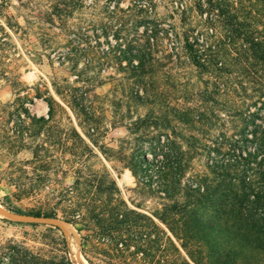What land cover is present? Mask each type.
<instances>
[{"label":"rangeland","instance_id":"1","mask_svg":"<svg viewBox=\"0 0 264 264\" xmlns=\"http://www.w3.org/2000/svg\"><path fill=\"white\" fill-rule=\"evenodd\" d=\"M182 1L185 5V0H177V4ZM200 18L193 2L181 11L172 0H0V39L4 40L0 43V106L16 100V85L10 77L14 75L21 94L33 97V102H26L32 114L48 115V104L36 96L37 88L42 95L49 91L66 108L50 123L49 135L41 133L36 138L44 143L41 153L50 154L46 157L49 181L45 183L38 180L46 171L32 161V149L11 148L8 135L17 121L11 115L12 107L10 113L0 109V204L10 201L22 211L54 207L63 220L60 192L72 186L78 164L69 149L76 142L68 130L73 125L94 149L95 156L87 163L100 171L107 168L128 205L152 216L164 230H156L163 252L153 249L150 259L142 252L130 255L101 250L94 246V239H82L88 231L79 232L70 222L67 231L58 221L0 213V246L13 239L46 257L59 255L61 231L47 229L58 224L76 264H183L182 257L196 264L182 240L153 214L166 202L164 192L155 189L161 164L158 158L165 160L162 156L168 153L165 161L174 157L180 161L183 184L195 175H207L217 183L214 170L218 166L227 161L241 164L243 156L253 152L255 140L264 134V94L260 96L264 72L262 63L250 56V45L243 44L240 37L246 29L253 31L264 48V0L238 3L216 25V36L230 54L228 70L220 78L211 68L193 64L181 46L184 22L194 26ZM231 26L236 29L233 34L227 29ZM150 34L155 35L151 44ZM179 40L181 45L172 49ZM132 54L135 64V54H145L151 63L134 70L126 59ZM248 66L254 67V74L245 73ZM54 82L78 95L77 105L90 107L97 121L88 122L84 113H74L57 94ZM192 134L196 135L194 149L186 155L183 151ZM127 161H132L143 179L152 174L153 183L139 181L125 166ZM202 210L198 217L206 221L211 208L207 213ZM33 221L37 225L28 223ZM188 226L187 234L193 235L191 249L207 264H217L221 251L233 243L222 228ZM168 237L180 254L170 247ZM237 256L253 264L264 262L262 255L249 249Z\"/></svg>","mask_w":264,"mask_h":264},{"label":"trees","instance_id":"2","mask_svg":"<svg viewBox=\"0 0 264 264\" xmlns=\"http://www.w3.org/2000/svg\"><path fill=\"white\" fill-rule=\"evenodd\" d=\"M185 1V5L183 1L181 5H178L177 0H172L175 2V7L181 11L186 10L188 2H193L201 20L194 26L184 22L186 23L182 38L184 43L181 45V40H179L176 42L177 44L174 42L171 48L183 46L193 64L206 69L211 68L215 77L220 78L228 70L226 59H229L230 54L214 30H216V25L222 22V16L229 17V12L236 8L238 3L242 4L243 1L248 0ZM183 19L185 20V17H182ZM228 25L230 26L229 23ZM227 29L232 34L236 30L233 26L227 27ZM154 36L150 34L149 44H151V39L154 40ZM240 38L243 44L250 45L248 47L250 56L262 63L261 69L264 72L263 42L257 39L255 32L247 29L241 33ZM0 43H4V40L0 39ZM144 55L140 57L135 54L134 56L138 57L135 64L132 54V56L126 57L127 63L134 70L144 69L148 63H151V59ZM170 56L174 55L170 54ZM253 66L244 67L245 73L254 74L256 70ZM10 77L12 85H16L14 87L16 100L14 104L6 103L3 108L2 105L0 106L3 112H9L12 107L11 115L15 114L17 118L15 128L8 135L9 143L12 145L11 148L16 147L17 150L32 149V161L35 160L38 168L46 171L39 175L38 180L45 183L49 181L47 172L49 161L46 157L50 154L41 153L44 143L36 141V138L41 133L49 135L50 123L55 119L57 112L62 110L66 112V108L49 91L48 95H42L43 93L37 88L36 96L42 97L48 104V115L32 114L26 102H33V97H29L27 93L21 94L22 88L18 87V81L15 80L14 75H10ZM54 88L74 113L78 114V111L84 113L88 122L97 121L90 107L77 105L79 96L73 95L71 89L66 91L57 82H54ZM262 94L264 91L260 93V96ZM68 130L70 137L76 139V142L69 145V149L74 157L73 160L78 164L73 169L75 177L72 186L64 188L60 192L59 200L64 205L62 219L73 223L79 232L88 231L89 233L82 235V239L85 241L94 239V246L107 252L113 251L121 254L127 252L130 255L142 252L143 256L146 258L150 256V259L154 258L152 256L154 253H151L153 249L163 252V249H160L162 239L156 230L163 233L164 230L160 229L152 216L128 205L121 196L116 179L107 168L100 171L93 169L87 163L91 156H95L93 147L86 142L75 126L72 125ZM86 135L91 138L90 133H86ZM195 138V134L187 137L189 145L188 149L183 151L184 154H191ZM44 141L45 139H43ZM92 142L96 145V141L92 139ZM255 143L253 152L243 156L241 164L227 161L214 170L219 178L217 183L214 182V179H209L207 175H195L193 179L183 184L181 173L184 172V168L180 161L176 157L169 162L165 161L168 153H164V155L162 153L165 160L158 158L161 164L157 166L159 176L156 179L155 189L164 192L166 202L153 214L182 240V247L196 264H207V261L203 262L202 259L197 258L191 249L193 235L186 232L187 227L190 230L189 224L198 227L199 230H204V227L208 226L210 228L219 227L227 231L225 238L233 243L221 251L217 258V264H253L251 261L239 259L237 256L238 253L248 249L256 251L257 255H262L261 262L264 261V134L258 137ZM103 152L106 151L103 150ZM153 154L157 157L158 153L154 151ZM131 164H133L132 161H127L125 166L132 169L139 181L150 185L153 183L152 174L148 179H143L136 167ZM7 203H3L5 208L15 214L34 216V218H59L54 207L49 210L22 211L12 205L10 201ZM209 208H211V214L206 221H201L198 217L200 209L207 213ZM28 223L37 225L36 221ZM47 229L61 231L59 237L62 253L46 257L40 252L10 239L0 246V264H76L69 255L67 239L60 226L51 224ZM178 229L182 232H179ZM194 233L195 236L199 234L198 232ZM168 243L180 254L177 245L170 237H168ZM131 247L134 249L131 250ZM182 260L183 264H192L184 257Z\"/></svg>","mask_w":264,"mask_h":264},{"label":"bare ground","instance_id":"3","mask_svg":"<svg viewBox=\"0 0 264 264\" xmlns=\"http://www.w3.org/2000/svg\"><path fill=\"white\" fill-rule=\"evenodd\" d=\"M126 175H127V177L130 179L131 175H129V173H127ZM0 213H1V214L8 215V216H13V217H20V216H23V217H27V218H28V217H30V218H34V217H31V216H25V215H19V214L12 213V212L8 211V210H7L3 205H1V204H0ZM35 219H46V220H51V221H58V222H60V224H61L62 226L65 227V229H66L67 231H70V229L68 228L69 223L66 222V221H63V220H60V219H55V218H43V217H41V218H35Z\"/></svg>","mask_w":264,"mask_h":264},{"label":"water","instance_id":"4","mask_svg":"<svg viewBox=\"0 0 264 264\" xmlns=\"http://www.w3.org/2000/svg\"><path fill=\"white\" fill-rule=\"evenodd\" d=\"M123 183H125V179L123 180ZM13 213V212H12ZM21 215V214H20ZM28 216V215H27ZM34 217V216H33ZM36 218H41V217H36ZM43 218H50V217H43ZM58 219V218H55ZM58 225V224H57Z\"/></svg>","mask_w":264,"mask_h":264}]
</instances>
